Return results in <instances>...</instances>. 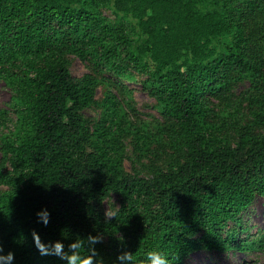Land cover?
<instances>
[{
  "label": "trees",
  "instance_id": "16d2710c",
  "mask_svg": "<svg viewBox=\"0 0 264 264\" xmlns=\"http://www.w3.org/2000/svg\"><path fill=\"white\" fill-rule=\"evenodd\" d=\"M69 55L92 71L73 75ZM105 72L146 74L163 123H175V151L150 174L124 168V137L137 152L150 136L113 97L103 100L95 129L83 112L96 103ZM1 75L16 115L11 134L0 136V244L14 252L12 264H65L40 254L33 230L45 242L63 240L66 250L100 232L103 264L124 250L135 264H146L150 250L185 264L200 248L246 247L241 213L264 195V0H0ZM245 78L259 107L251 124L231 117L233 86ZM212 96L230 113L213 119ZM230 123L232 141L222 131ZM114 193L120 206L106 217L101 207ZM43 207L47 225L36 216Z\"/></svg>",
  "mask_w": 264,
  "mask_h": 264
},
{
  "label": "rangeland",
  "instance_id": "374dc122",
  "mask_svg": "<svg viewBox=\"0 0 264 264\" xmlns=\"http://www.w3.org/2000/svg\"><path fill=\"white\" fill-rule=\"evenodd\" d=\"M104 14L112 19L118 17L115 11L110 8H103ZM70 70L73 75L82 77L83 75L92 71L91 65L78 56L69 55ZM134 71V67H131ZM101 77V76H99ZM147 77L146 74H138L134 79L122 78L118 79L110 72H105L104 77L101 79L96 87V103L84 109V114L91 121V128L95 129L99 122H102L105 110L103 100L108 97H113L115 101V108L118 112L127 116L133 125L141 132V136L147 134L150 137L144 138L146 147L136 152V148L131 141V135L124 137V160L123 165L125 170L134 172L135 169L143 170L145 173L150 174L151 166L164 165V157L169 153L175 151L172 143L173 128L175 127L174 121L171 119L166 123L165 116L158 108V100L150 93L149 89L145 86L144 81ZM251 86L249 79L238 81L232 89V119L236 121L251 122L254 120V115L259 107L254 106L252 102V92L249 88ZM13 91L10 85L6 83V79L0 76V110H5L7 118L0 123V136L3 132L11 134L14 120L16 115L12 109L11 104ZM233 100V102H232ZM230 106L226 101H222L215 96L210 98V113L213 119L223 117L225 114L230 113ZM109 118L115 115L112 108L108 109ZM238 119V120H237ZM111 122H106L109 126ZM233 123V124H234ZM256 131H261V126H256ZM225 139L232 141L235 134L233 133L232 123L228 124L222 129ZM0 150V160H1ZM7 165H5L6 167ZM8 185H2V189L6 190ZM118 194H112L106 199L102 205L104 213H108L112 217L115 211L119 208ZM242 220L247 227L246 230L240 231L239 238L245 239L246 247L244 249H236L228 252L221 251H207L205 248H200L187 258L185 264H264V195L258 193L253 201V204L241 213ZM235 222H231L233 225ZM121 236V233H119ZM258 245H261L260 247Z\"/></svg>",
  "mask_w": 264,
  "mask_h": 264
},
{
  "label": "clouds",
  "instance_id": "9594fccd",
  "mask_svg": "<svg viewBox=\"0 0 264 264\" xmlns=\"http://www.w3.org/2000/svg\"><path fill=\"white\" fill-rule=\"evenodd\" d=\"M108 216L107 210L105 213ZM38 221L47 225L50 219V210L47 207L38 209L36 212ZM33 240L36 248L41 255H55L65 264H103L102 260L97 258L95 245L104 237L103 234L89 233L85 237H77L67 245L65 249L64 241L57 239L51 242H45L41 239L39 233L33 230ZM14 252L12 250L4 251L0 244V264H12ZM114 264H135L132 252L128 250L121 251L116 257ZM146 264H170L169 257L161 250H150L146 253Z\"/></svg>",
  "mask_w": 264,
  "mask_h": 264
}]
</instances>
